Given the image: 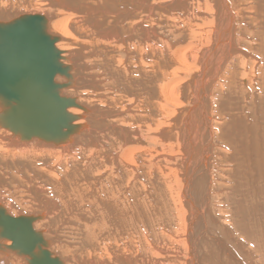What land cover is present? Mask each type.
Instances as JSON below:
<instances>
[{"label":"bare ground","instance_id":"obj_1","mask_svg":"<svg viewBox=\"0 0 264 264\" xmlns=\"http://www.w3.org/2000/svg\"><path fill=\"white\" fill-rule=\"evenodd\" d=\"M27 15L73 130L23 139L0 102V209L59 264H264V0H0Z\"/></svg>","mask_w":264,"mask_h":264},{"label":"water","instance_id":"obj_2","mask_svg":"<svg viewBox=\"0 0 264 264\" xmlns=\"http://www.w3.org/2000/svg\"><path fill=\"white\" fill-rule=\"evenodd\" d=\"M46 24L44 17L28 15L0 23V102L13 111L9 120L2 116L1 126L23 139L36 136L60 142L73 130L74 116L67 108L74 101L59 95L67 85L54 78L60 75L71 81V75L54 47L58 38L48 33ZM33 221V217L12 218L0 209V237L31 258L41 255V264H59L31 228Z\"/></svg>","mask_w":264,"mask_h":264}]
</instances>
